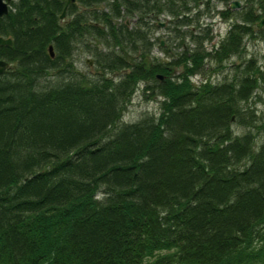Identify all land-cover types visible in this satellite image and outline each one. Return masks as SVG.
<instances>
[{
    "label": "trees",
    "instance_id": "1",
    "mask_svg": "<svg viewBox=\"0 0 264 264\" xmlns=\"http://www.w3.org/2000/svg\"><path fill=\"white\" fill-rule=\"evenodd\" d=\"M65 1L0 17V264H264V0Z\"/></svg>",
    "mask_w": 264,
    "mask_h": 264
},
{
    "label": "rangeland",
    "instance_id": "2",
    "mask_svg": "<svg viewBox=\"0 0 264 264\" xmlns=\"http://www.w3.org/2000/svg\"><path fill=\"white\" fill-rule=\"evenodd\" d=\"M217 15H213V17L210 18V22H213V26L211 25V29L213 32H216L218 35L219 32L223 33L224 30L227 27V24L223 21H218V18H216ZM208 20L206 19V22ZM161 22V20H160ZM162 28V27H161ZM157 29L156 31H154L153 36H162L163 34V30ZM217 40H215V38L212 40V43H215ZM248 48L247 51L248 52H252V53H261L262 52V48H263V44L260 42H255L254 45H251V43H247ZM156 52V51H154ZM157 55L162 56L161 53L157 52ZM258 55V54H257ZM90 65V62L89 64ZM76 66L81 68L82 70H84L86 67L77 62L76 61ZM223 73L226 71H222ZM222 73V74H223ZM218 77H220L219 73H212L209 75V80L211 82H215V80L218 79ZM191 79L193 80V82L198 83L201 78L199 76H192ZM261 96L264 98V95L261 94ZM258 110H262V105L260 103H257V105L255 106ZM156 109V101L155 99H149L147 97H145V95H142L140 92H136L131 98H130V102L128 103V105L126 106V109L123 113V120L124 121H130V120H134L136 119L138 116L141 115V113L143 112H154Z\"/></svg>",
    "mask_w": 264,
    "mask_h": 264
},
{
    "label": "water",
    "instance_id": "3",
    "mask_svg": "<svg viewBox=\"0 0 264 264\" xmlns=\"http://www.w3.org/2000/svg\"><path fill=\"white\" fill-rule=\"evenodd\" d=\"M12 1H15V0H0V17L3 16V15H5L7 13L9 4ZM73 1L74 0H66L65 1L64 8L62 9L61 14L59 15V18L60 19L64 15V11H65L66 6L68 4H70V3H72ZM239 6H240V2L237 1V0H231V1L228 2V8L229 9H236ZM262 23H264V18H261L257 22L256 26L259 27ZM158 25L159 26H163V23H158ZM10 43H11L10 38H2V37H0V45H10ZM159 43H160L159 45L161 46L163 44V41L161 40ZM48 53H49L50 56H52V51H51V46L50 45L48 46ZM7 67H8L7 61H4V60L0 59V75L7 69ZM168 69H170L172 71H176V69L173 66L168 67ZM180 70H181V68L178 69V71H180ZM156 78L159 81L162 80V76L161 75H158L157 74L156 75Z\"/></svg>",
    "mask_w": 264,
    "mask_h": 264
},
{
    "label": "flooded vegetation",
    "instance_id": "4",
    "mask_svg": "<svg viewBox=\"0 0 264 264\" xmlns=\"http://www.w3.org/2000/svg\"><path fill=\"white\" fill-rule=\"evenodd\" d=\"M63 16H64V15H63ZM216 18H218V17L216 16ZM158 19H162V16H160ZM218 20H219V18H218ZM220 21H221V20H220ZM263 26H264V23H262L259 27H257V26H256V27L258 28V30H261V29L263 28ZM226 29H227V27H226ZM226 29H225V30H226ZM225 30H224V31H225ZM219 78H220V77H219ZM217 80H218V79H217ZM217 80H215V81H217Z\"/></svg>",
    "mask_w": 264,
    "mask_h": 264
},
{
    "label": "built area",
    "instance_id": "5",
    "mask_svg": "<svg viewBox=\"0 0 264 264\" xmlns=\"http://www.w3.org/2000/svg\"><path fill=\"white\" fill-rule=\"evenodd\" d=\"M227 24V22H225ZM228 25V24H227ZM213 32V31H212ZM213 34L215 35V38L218 39L219 36H221L223 33L219 32L220 35H218L216 32H213Z\"/></svg>",
    "mask_w": 264,
    "mask_h": 264
},
{
    "label": "bare ground",
    "instance_id": "6",
    "mask_svg": "<svg viewBox=\"0 0 264 264\" xmlns=\"http://www.w3.org/2000/svg\"><path fill=\"white\" fill-rule=\"evenodd\" d=\"M215 1V0H214ZM222 4V3H221ZM213 8V7H212ZM218 9V8H217ZM218 21H220V19L218 20ZM162 47H163V44L161 45ZM264 49V48H263ZM263 58H264V56H263ZM260 64V63H259Z\"/></svg>",
    "mask_w": 264,
    "mask_h": 264
}]
</instances>
